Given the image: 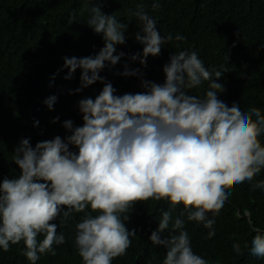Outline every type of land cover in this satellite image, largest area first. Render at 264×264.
<instances>
[{
  "label": "clouds",
  "instance_id": "1",
  "mask_svg": "<svg viewBox=\"0 0 264 264\" xmlns=\"http://www.w3.org/2000/svg\"><path fill=\"white\" fill-rule=\"evenodd\" d=\"M106 2L86 0L81 10L90 13L85 23L102 37L103 47L94 55L65 56L56 74L67 69L63 78L72 80L80 70V86L69 94L97 82L103 88L95 98L78 101L83 123L65 120V137L57 135L34 147L30 138H22L15 148L19 175L0 179V249L7 252L23 241L22 255L36 264L41 255L56 254L54 245L66 242L58 227L73 213H85L75 225L74 238L82 264H112L126 255L136 235L126 226L136 204L155 200L169 205L150 236L153 244L167 249L162 264H209L194 252L182 217L186 214L188 222L210 229L212 238L215 217L235 186L248 182L253 190H264V180L255 179L264 170V114L256 107L242 111L237 103L229 106L221 100L225 87L217 81L230 70L223 65L209 70L195 50L170 56L162 84L144 79L140 69L125 63L117 74L139 78L144 91L116 94L101 72L126 55L117 54V46L126 44L128 25L115 12L102 11ZM159 7V0H153V10ZM129 15L140 21L135 39L143 45L142 55L130 59L144 67L149 56L161 55L166 43L186 39L180 34L161 36L143 4ZM74 21L73 12L68 23ZM206 81L202 97L185 90ZM57 100L51 95L44 103L54 110ZM58 121L56 117L53 123ZM179 205L184 210L173 221ZM61 217L57 225L54 221ZM166 230L168 236L161 239ZM252 231L250 254L264 259V231L258 226ZM232 247L240 254L239 243Z\"/></svg>",
  "mask_w": 264,
  "mask_h": 264
},
{
  "label": "trees",
  "instance_id": "2",
  "mask_svg": "<svg viewBox=\"0 0 264 264\" xmlns=\"http://www.w3.org/2000/svg\"><path fill=\"white\" fill-rule=\"evenodd\" d=\"M85 3L86 0H0V179L19 175L13 153L22 138H30L34 147L57 135L65 137V120L71 119L76 126L83 123L78 101L95 98L103 88L97 82L81 93L69 94L80 86V70L72 80L63 78L67 69L56 75L65 56L94 55L103 47L102 37L85 23L90 15L81 12ZM152 3L153 0H107L102 5V11L109 15L115 12L117 19L128 25L126 44L117 46V54L123 51L126 55L120 63L101 72L116 88V94L144 91L139 78L117 74L124 71L125 63L131 69H140L144 79L162 84L163 66L170 56L195 50L209 70H220L221 65L230 70L217 81L225 87L221 100L229 106L237 103L242 111L256 107L264 114V0H159L157 10H153ZM138 4H143L156 20L161 36L171 34L175 38L180 34L186 38L166 43L161 55L148 57L146 67L130 59L138 52L142 55L143 49L135 39L140 21L129 15V10L136 11ZM73 12L75 21L69 24ZM208 84L206 81L185 90L202 97ZM51 95L58 97L54 110L44 103ZM56 117L59 121L53 123ZM37 120L39 126H35ZM261 140L264 142V137ZM255 179L264 180V170ZM168 208L163 201L137 203L126 222L136 235L131 237L126 255L113 259L112 264H162L167 249L153 244L150 236L158 229L162 211ZM183 210V205L173 210V221ZM84 215L73 213L58 227L66 242L54 245L56 254L41 255L36 264H82L74 238L75 225ZM182 218L194 252L209 264H264V259L250 254L255 235L252 228L258 226L264 231V190H253L248 182L235 186L215 217L212 238H208L210 229L188 222L186 214ZM61 219L54 222L59 225ZM168 234L166 230L161 239ZM234 243L240 244V254L234 252ZM23 249V241L7 252L0 249V264H31L22 255Z\"/></svg>",
  "mask_w": 264,
  "mask_h": 264
}]
</instances>
